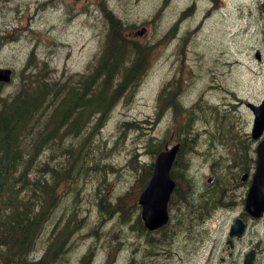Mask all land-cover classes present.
<instances>
[{
	"label": "rangeland",
	"instance_id": "rangeland-1",
	"mask_svg": "<svg viewBox=\"0 0 264 264\" xmlns=\"http://www.w3.org/2000/svg\"><path fill=\"white\" fill-rule=\"evenodd\" d=\"M251 1L0 0V67L12 71L11 80L1 88L3 98L14 94L21 80L25 84L26 77L32 72L34 78L26 84L38 80L41 71L47 67L48 73L51 72L49 75L58 82L69 81L74 73L91 71L105 33L102 6L108 7L125 23L134 24L127 36L141 43H156L148 56L145 75L126 91L131 93L128 97H125V92L115 102L99 128V148L103 149L98 152L102 158L100 170L88 176L91 178L86 179L78 195L70 193L59 207L56 206L52 219L35 244L38 254L44 250L51 230L67 221L74 212L77 218L83 219L76 222L70 239L65 240L61 253H58L57 264H77L91 240L95 239L92 229H95L101 243L104 239H121L122 243H128L122 246L119 241L108 251H105V245H97L93 250L96 255L92 256V264L211 263L209 242L201 239L224 237L228 220L231 214L236 213L222 210L221 205L228 200L226 195L217 206L219 210L214 215L215 219L191 221L184 228V233L176 235L175 240L165 246L169 251L153 256L144 251L136 253L129 242L128 239H143L130 228L135 223L137 210L132 213L130 201L118 204V200L129 193L139 179L128 166L131 155L136 153L134 157L140 164H148L153 156L146 147L149 138L160 141L161 145H170L176 138L168 106L156 119L158 90L162 84L175 80L178 81V89L174 96L185 106L207 101L221 109L217 114L219 120L224 121L223 125L217 124L221 130L206 125L205 120L195 122L201 123L196 127L194 124V149L186 156L195 191L205 188L209 177L213 183L218 179L216 173L219 172L213 161L222 164L230 161L228 151L220 144L231 138L221 139V135L224 132L230 136L233 126L244 133L251 118L248 109L237 99L253 101L264 97V59L258 68L250 54L244 58V53L239 51L242 43L258 46V36L251 31L248 16ZM263 38L264 33L259 28V47L264 46ZM31 52L34 67L27 65ZM236 58H241V63L235 62ZM226 61H231L230 68L224 64ZM42 62L47 65L45 68ZM46 77L47 74L43 76ZM231 103H234V108L229 106ZM224 105L229 107L224 109ZM54 142L59 143L57 140ZM66 146L61 145L62 149ZM60 159L63 156L60 155ZM105 164L107 166H103ZM241 173L234 171L232 176L224 179L228 181L227 192L233 193V203L240 202L247 187L238 180ZM219 175L225 177L229 173L225 170ZM100 198L103 199L101 202ZM181 198L184 200V196ZM99 202L100 205L109 203V212L101 210ZM72 206V210L68 209ZM59 218L64 219L58 221ZM137 242L140 247L144 246L142 240ZM27 259H32L31 254Z\"/></svg>",
	"mask_w": 264,
	"mask_h": 264
},
{
	"label": "trees",
	"instance_id": "trees-1",
	"mask_svg": "<svg viewBox=\"0 0 264 264\" xmlns=\"http://www.w3.org/2000/svg\"><path fill=\"white\" fill-rule=\"evenodd\" d=\"M101 10L105 33L91 71L74 73L69 81L58 82L49 75L47 67L40 70L38 80L26 84L34 78L32 72L25 84L21 80L18 90L4 98L0 83V264H44L42 255L37 260L33 259L35 257L27 259L36 252L35 239H40L56 206L59 207L70 193L78 195L86 179L91 178L88 176L100 170L102 158L98 152L103 149L99 148V128L115 102L138 84L148 69L149 47L131 40L124 32L127 25L133 23H125L106 6ZM32 59L33 52L27 65L34 67ZM42 64L44 68L47 66ZM169 85H164L157 93L156 119L169 107L173 116L183 122L175 137L184 159L176 163L172 177L176 181L175 194L182 190L178 197L184 196L183 203L190 204L193 193L187 188L192 186L185 174V179L182 178L187 168L185 157L193 150L194 124L198 120L208 122L205 116L210 112L217 115L219 110L204 101L187 107L174 96L176 84ZM215 123L217 130H221L217 124L223 125L224 121L215 120ZM226 143L227 140L223 142ZM146 144L151 155L158 151L159 142L149 138ZM61 145L67 146L62 149ZM58 148L62 151H57ZM128 166L135 172V178H139L134 187L140 190L150 175L151 165L141 167L132 156ZM135 197L136 193L124 194L118 204L133 203ZM212 202L206 198L201 204ZM109 206L106 202L101 208L109 212ZM68 209L72 210L73 206ZM131 211L133 213V209ZM77 221L80 222L73 212L48 238L51 239L47 246L50 263H58V253L72 235Z\"/></svg>",
	"mask_w": 264,
	"mask_h": 264
},
{
	"label": "water",
	"instance_id": "water-1",
	"mask_svg": "<svg viewBox=\"0 0 264 264\" xmlns=\"http://www.w3.org/2000/svg\"><path fill=\"white\" fill-rule=\"evenodd\" d=\"M9 76V69L0 68V81L8 82ZM248 107L255 116L252 136L256 138L264 130V100L259 106L248 105ZM177 150L178 145H174L157 155L152 175L139 195L141 218L149 230L156 229L167 221V201L174 187V182L169 176V169ZM257 154L255 172L245 198V210L251 215H258L264 210V138L259 142ZM239 224L240 221L235 220L231 225V231L235 230Z\"/></svg>",
	"mask_w": 264,
	"mask_h": 264
},
{
	"label": "flooded vegetation",
	"instance_id": "flooded-vegetation-1",
	"mask_svg": "<svg viewBox=\"0 0 264 264\" xmlns=\"http://www.w3.org/2000/svg\"><path fill=\"white\" fill-rule=\"evenodd\" d=\"M263 1L252 0L251 6L248 8L251 31H254V34L258 36V46L252 48L253 45L248 46L242 43L239 49L241 53H244V56L250 54L258 67L259 62L264 59V46L259 47V28L264 33V14L261 6ZM262 44L264 45V38ZM222 210L228 211L227 208ZM239 216L245 226L240 238L237 235L229 237V230L226 229L224 239H206L210 246L209 258H211V264H243L248 254L253 255V264H264V231L261 228L264 222V213L259 219L251 218L242 211ZM256 223H259V233L253 231V226Z\"/></svg>",
	"mask_w": 264,
	"mask_h": 264
},
{
	"label": "bare ground",
	"instance_id": "bare-ground-1",
	"mask_svg": "<svg viewBox=\"0 0 264 264\" xmlns=\"http://www.w3.org/2000/svg\"><path fill=\"white\" fill-rule=\"evenodd\" d=\"M98 55H99V54H98ZM98 57H99V56L96 57L95 61L98 59ZM95 61H94V63H95ZM94 63H93V64H94ZM93 64H92V65H93ZM91 67H92V66H91ZM11 75H12V71H11V74H10V76H9V81L11 80ZM9 81H8V82H9ZM103 101H104V100H103ZM204 102H207V101H204ZM113 107H114V106H113ZM113 107H112V108H113ZM112 108H111V109H112ZM167 109H168V108H167ZM167 109H166V110H167ZM169 109H170V108H169ZM170 110H171V109H170ZM110 111H111V110H110ZM219 111H221V110H219ZM109 114H110V112H109ZM109 114H108V116H109ZM108 116H107V117H108ZM127 123H128V122H127ZM127 123L125 122L124 124H127ZM99 132H100V130H99ZM228 137L231 138V136H228V135L225 133L224 135H221L220 138H221V139H228ZM192 142H193L192 144H193V149H194V140H193ZM178 143H179V142H178ZM192 151H193V150H192ZM186 166H187V164H186ZM178 169H179V167H177L176 172H177V174H178V176H179V173H178L179 170H178ZM184 174H185V176H186L185 178L190 180V184H191V186H192L191 189L187 188V190L192 191V193L194 194V193H195V188H196V186H195V184H194L193 177H192V175H191L190 173H188V169H187V168H186V169L184 168V170H183V178H182V179H185V178H184ZM82 188H83V186H82ZM81 190H82V189H81ZM81 190H80V191H81ZM96 190H97L98 192H102L101 189H96ZM79 193H80V192H79ZM95 195H96V197H98L97 194H95ZM180 196H181V195H180ZM98 205H99V204H98ZM99 206H100V209H101V205H99ZM101 210H102V209H101ZM40 256H41V254H38L37 251H36V252L34 251V253H31V258L35 257V258H33L34 260H37Z\"/></svg>",
	"mask_w": 264,
	"mask_h": 264
}]
</instances>
